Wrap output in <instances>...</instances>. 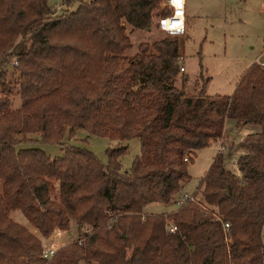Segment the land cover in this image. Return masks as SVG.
I'll return each mask as SVG.
<instances>
[{
    "label": "trees",
    "instance_id": "1",
    "mask_svg": "<svg viewBox=\"0 0 264 264\" xmlns=\"http://www.w3.org/2000/svg\"><path fill=\"white\" fill-rule=\"evenodd\" d=\"M165 1L91 0L55 16L48 0H0V264H264V66L246 69L229 97H206L204 86L189 93L179 36L157 27ZM153 27L160 33L127 55L129 32ZM227 119L260 128L240 143V176L217 152L193 201L143 215L175 200ZM79 130L119 144L106 150L107 165L63 143ZM33 134L61 156L17 150ZM133 139L140 153L121 171ZM72 222L77 240L44 258L42 241Z\"/></svg>",
    "mask_w": 264,
    "mask_h": 264
},
{
    "label": "rangeland",
    "instance_id": "2",
    "mask_svg": "<svg viewBox=\"0 0 264 264\" xmlns=\"http://www.w3.org/2000/svg\"><path fill=\"white\" fill-rule=\"evenodd\" d=\"M89 1L91 0H76L69 8L64 7L60 0H48V4L54 9V15L60 16L67 11H75L81 3ZM188 3L192 12L186 14L185 35L177 37L183 53L181 62L184 72L180 75L188 78L186 90L196 93L204 86L206 97H229L234 93L244 71L252 64L264 61V0H188ZM159 33L156 27L147 32H129L132 48L127 55L134 53L143 39L155 38ZM7 70V80L13 82L15 75L12 64ZM19 106L20 98L16 95L11 100V109ZM259 131V126L245 124L237 127L235 120L227 119L223 139L199 152L188 169L191 179L176 195L175 200L166 205L151 204L145 208L143 215H168L178 210V204L185 196L190 198L194 195L217 152L225 157V169L240 176L236 164L238 158L245 153L240 143L245 136ZM27 138L31 141L18 145L17 150L39 149L50 159L58 158L62 154L60 146L43 142L40 135H27ZM63 143L89 150L103 165L108 163L106 150L119 147L116 141L83 130L77 131L74 138L65 139ZM123 146L126 153L120 159L121 171H127L133 159L140 153V143L133 139L125 142ZM10 218L37 237L40 236L21 212L12 211ZM76 240L77 226L72 222L70 231L55 230L49 238L42 241V246L43 249L56 252Z\"/></svg>",
    "mask_w": 264,
    "mask_h": 264
},
{
    "label": "built area",
    "instance_id": "3",
    "mask_svg": "<svg viewBox=\"0 0 264 264\" xmlns=\"http://www.w3.org/2000/svg\"><path fill=\"white\" fill-rule=\"evenodd\" d=\"M185 4L186 0H180L179 3H174L173 0H166L163 7H166L169 10V15L159 19L158 21V30L161 33H164L168 36H184L185 35ZM16 65V63H14ZM264 66V62H262ZM181 72H184V67L180 69ZM187 201H193L192 197H186L181 200L178 205H182ZM229 228L228 224L223 225L224 231H227ZM176 228L173 226L167 227L168 233H174ZM55 254L54 250L51 249H43V257L51 258Z\"/></svg>",
    "mask_w": 264,
    "mask_h": 264
},
{
    "label": "crops",
    "instance_id": "4",
    "mask_svg": "<svg viewBox=\"0 0 264 264\" xmlns=\"http://www.w3.org/2000/svg\"><path fill=\"white\" fill-rule=\"evenodd\" d=\"M190 9H191V6L189 5L188 0H186V4H185V18H186V14H187V12H189V13L192 12ZM185 21H186V20H185ZM262 56H264V55H262ZM262 56H261V57H262ZM261 57H260V58H261Z\"/></svg>",
    "mask_w": 264,
    "mask_h": 264
},
{
    "label": "clouds",
    "instance_id": "5",
    "mask_svg": "<svg viewBox=\"0 0 264 264\" xmlns=\"http://www.w3.org/2000/svg\"><path fill=\"white\" fill-rule=\"evenodd\" d=\"M173 2H174V3H179V2H180V0H173Z\"/></svg>",
    "mask_w": 264,
    "mask_h": 264
}]
</instances>
